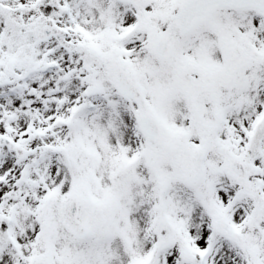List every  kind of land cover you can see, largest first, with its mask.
<instances>
[{
	"label": "snow or ice",
	"instance_id": "1",
	"mask_svg": "<svg viewBox=\"0 0 264 264\" xmlns=\"http://www.w3.org/2000/svg\"><path fill=\"white\" fill-rule=\"evenodd\" d=\"M0 264H264V0H0Z\"/></svg>",
	"mask_w": 264,
	"mask_h": 264
}]
</instances>
